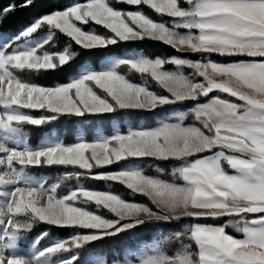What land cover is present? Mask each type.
Segmentation results:
<instances>
[{"label": "snow or ice", "instance_id": "6c2138e0", "mask_svg": "<svg viewBox=\"0 0 264 264\" xmlns=\"http://www.w3.org/2000/svg\"><path fill=\"white\" fill-rule=\"evenodd\" d=\"M36 4L12 0L0 7V29ZM90 22L105 34L84 30ZM42 30L43 40L27 41ZM57 31L69 42L51 51ZM0 40V264H264V0H71ZM145 40L177 55L109 56L99 69L85 64L51 86L24 78L71 68L85 52ZM122 112L145 113L155 123L112 125L110 134L100 127L92 139L79 133L73 143L30 146L29 126ZM145 161L160 176L146 174ZM163 165H171L173 181L162 178ZM52 166L76 169L59 174L64 181L116 183L150 205L80 184L59 195V180L49 188L29 172ZM41 223L76 231L44 247L49 233L41 232L22 252ZM150 223L178 227L135 248L97 252V242Z\"/></svg>", "mask_w": 264, "mask_h": 264}, {"label": "trees", "instance_id": "16d2710c", "mask_svg": "<svg viewBox=\"0 0 264 264\" xmlns=\"http://www.w3.org/2000/svg\"><path fill=\"white\" fill-rule=\"evenodd\" d=\"M12 2V0H0V7L6 6L8 3ZM71 0H37V4L33 8L26 9L24 11H18L14 15L8 18L6 24L2 29H0V33H8L15 35L21 30L24 26L28 25L33 21L34 18L39 17L43 13H47L49 11H52L54 9H62L66 4L70 3ZM80 2H84V0H80ZM121 7H123L121 5ZM148 15L151 16L154 20L160 21L162 18L158 15H156L154 12H151L147 9H144ZM84 30H95L96 32L100 34H105L106 30L103 29L101 26H96L93 23L90 22L89 25H84ZM47 35V30L39 31L34 36H42ZM68 38L60 34L57 31V34L53 41L47 45L48 49L51 51H59L62 50L63 47L68 43ZM74 48H78V46L74 45ZM131 49H138L147 54L148 56H155V55H163V56H172L177 55L173 51V49L169 46L164 45L162 42H154L150 40H145L143 42H130V43H121L117 46H115L111 51L104 52L98 55H91L87 52L84 53L83 58L79 60L77 63H75L71 68L64 69L59 72H48V73H40L39 76L36 74H31L30 76H25V79H30L31 82L42 84L46 86H51L56 83H63L66 82L69 78V76L75 74L83 64L89 63L95 67L98 66L99 62L104 59L105 57L112 55V54H120L124 51H128ZM193 59H196V57H191ZM214 60L220 61V62H229L227 60H224L220 57H213ZM23 75V74H21ZM129 78L133 81H136L139 79L137 75L134 73L129 74ZM152 90L159 89L154 86L151 88ZM27 111V110H26ZM34 115H39L40 113L37 111H33ZM132 119L137 120L144 118L146 121H149L150 118H153L151 115L145 114V113H137V112H122L115 115H106L104 117H97V118H62L57 122H54L52 124H48L41 127L36 126H29L26 128V131L29 133V143L30 144H36L40 137L42 138L47 133L55 132L58 137L63 140L65 143H72L75 141L77 134L82 131L86 134V137L88 139L93 138V133L97 127H103L105 132L109 133L112 130V125L114 123H118V125L121 126V129L125 128L124 120ZM149 165H152V167H149ZM121 166H124L123 162L121 163ZM143 166L145 168L146 174L152 175V176H160V174L156 171H154L155 163L152 161H145L143 162ZM116 166H113V170H115ZM165 169H169L171 165H163ZM74 168H66L62 166H52V167H32L29 169L30 174L41 176L46 179L45 186H48L52 182H59L61 183L62 187L58 189L59 195H64L68 192L69 188H75L77 184L82 185L85 188L90 189H97V190H108L112 191L115 194H119L123 198L127 199H134V200H142L147 201L145 197H141L142 195L133 194L130 192V190H127L124 186L116 184V183H109V182H103V181H95V180H82V181H64L60 178L61 173L65 171H75ZM167 172V171H166ZM165 175L163 174L162 178ZM88 209L91 211H96V206L94 204L87 205ZM98 214L103 215L105 217L111 216L110 213L107 210L100 209ZM145 220H148L149 218H144ZM199 222H205V223H214V224H220L223 223L222 220H203ZM180 225H183L184 223H192V221H181L179 222ZM178 227V225H163V224H155L150 223L146 224L143 227L138 228L137 230L121 234L120 236L112 239L103 240L101 242H97L96 249L98 253H112L119 250H122L125 246L133 245L135 242H139L140 240H150L155 236V233L159 230H168L171 228ZM48 232L49 236L42 241L41 245L47 241L49 237H58V238H65L73 234V229H61L54 226H48L46 224H38L32 233L30 234L28 238V242L25 244H22L21 246H28L30 242L41 232ZM85 231V230H80ZM229 232L231 229H228ZM234 233V232H233ZM236 235H240L239 233H234ZM84 259V257H82Z\"/></svg>", "mask_w": 264, "mask_h": 264}, {"label": "rangeland", "instance_id": "374dc122", "mask_svg": "<svg viewBox=\"0 0 264 264\" xmlns=\"http://www.w3.org/2000/svg\"><path fill=\"white\" fill-rule=\"evenodd\" d=\"M34 20V19H33ZM33 22V21H32ZM31 22V23H32ZM30 24V23H29ZM28 24V25H29ZM28 25H26V26H28ZM26 26H24L21 30H23ZM21 30H19V32L21 31ZM91 30V29H90ZM86 31H89V30H86ZM18 32V33H19ZM0 34H2V36L4 37V38H7V37H10V36H14V35H12V34H8V33H0ZM46 37V35H42V36H33V37H30V38H27V41L28 42H35V41H37V40H43L44 38ZM3 41L2 40H0V43H2ZM23 42V41H22ZM133 54H145L144 52H142L141 50H138V49H131V50H128V51H124V52H122V53H120V54H112V55H109V56H121V55H133ZM109 56H107V57H109ZM156 56H160V57H170V56H163V55H155V56H150V57H156ZM107 57H105L104 59H102L100 62H99V64H98V66L96 67L97 69H99L102 65H103V63H104V61H105V59L107 58ZM85 64H89V63H85ZM85 64H83L82 66H81V68L85 65ZM93 66V65H92ZM95 67V66H94ZM74 75V74H73ZM135 75H137V74H135ZM137 77L139 78V79H137L136 81H134V82H137V83H142L143 81H142V78L141 77H139L138 75H137ZM150 88H153L154 86H156L154 83H151V82H149V85H148ZM213 95H220L222 98H225V99H232L231 97H228L227 95H225V94H222V93H219V92H214L213 93ZM154 123H155V121H154V119L153 118H150L149 119V121H146L144 118H139V119H137V120H132V119H128V118H126L125 120H124V124H125V127H127V126H132V127H138V126H146V127H148V126H153L154 125ZM118 123H114V125H117ZM97 128H100V127H97ZM96 128V129H97ZM95 129V130H96ZM121 130H124V129H121ZM79 133H83L82 131H80ZM78 133V134H79ZM111 133V131L108 133V134H110ZM77 134V135H78ZM46 139H48V140H57V139H59V140H61V138L60 137H58V135L55 133V132H52V133H47V134H45L42 138L40 137V139L38 140V142L36 143V144H30V146H33V147H36V146H40ZM75 142V141H74ZM73 143V142H72ZM170 169H171V167L168 169V171L167 172H165L164 173V177L165 178H163V179H165V180H168V181H173L175 178L174 177H172L171 175H170ZM32 175V174H31ZM34 176H36V175H34ZM37 177H41V176H37ZM154 177H156V176H154ZM175 182H177V183H181V181H179V180H175ZM55 182H52V183H50L48 186H46V187H51L53 184H54ZM90 189V188H89ZM95 190H97V189H95ZM105 191H108V190H105ZM114 193V192H113ZM141 197H143V196H141ZM123 198V197H122ZM125 200H127V201H130V202H140V203H145V204H149L150 205V202L147 200V201H142V200H134V199H127V198H124ZM145 199H147V198H145ZM111 215V214H110ZM103 216V215H102ZM107 218H113L112 217V215L111 216H108ZM143 218H148V217H143ZM201 223H205V222H201ZM185 224V223H184ZM208 224H214V223H208ZM214 225H216V224H214ZM167 231V230H166ZM165 230H162V229H159L156 233H155V236L152 238V239H150V240H140L139 242H135V243H133V245H130V246H125L123 249H127V248H135V247H137V246H139V245H142V244H144V243H148V242H151L153 239H155L161 232H166ZM231 231H233L234 232V230H232L231 229ZM229 233H231V232H229ZM235 233V232H234ZM54 239H58V237H56V236H54V237H49L48 239H47V241H45L42 245H40V247H44L46 244H49V243H51ZM30 244H31V242H30ZM29 244V245H30ZM29 245L28 246H26V247H24V246H20V250L22 251V252H24V253H27V251H28V249H29ZM194 248H195V246H193Z\"/></svg>", "mask_w": 264, "mask_h": 264}, {"label": "crops", "instance_id": "0c3cea01", "mask_svg": "<svg viewBox=\"0 0 264 264\" xmlns=\"http://www.w3.org/2000/svg\"><path fill=\"white\" fill-rule=\"evenodd\" d=\"M213 225H214V224H213ZM234 232H235V231H234ZM230 234H232V235L236 236L237 238H241V237H240V235L238 236V235L234 234L233 232H232V233H230Z\"/></svg>", "mask_w": 264, "mask_h": 264}]
</instances>
